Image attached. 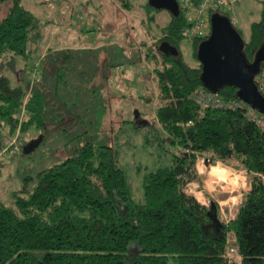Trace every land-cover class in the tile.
<instances>
[{"label":"trees","instance_id":"1","mask_svg":"<svg viewBox=\"0 0 264 264\" xmlns=\"http://www.w3.org/2000/svg\"><path fill=\"white\" fill-rule=\"evenodd\" d=\"M5 1H0V13ZM21 1L12 0L0 18V128L7 127L10 136L23 109L22 133L43 126L46 95L40 89L24 92L15 76L3 73L6 64L17 58L25 64L38 59L34 79H49L57 72L47 75L37 50L42 21ZM123 7L129 11L132 5ZM141 7L143 35L148 34L152 42L140 34L135 46L139 58L150 63L156 81V120L166 134L162 144L172 149L163 150L168 163L144 174L142 199L137 201L117 151L88 142L77 146L73 156L26 177L22 191L13 196V208L0 202V264H226L230 234L236 238L243 264H264V133L244 110L200 111L190 96L202 86L196 50L208 36L190 40L196 64L191 66L180 51L189 26L183 12L169 13V20L158 26L153 13L159 10L148 1ZM215 12L230 19V12ZM162 42L175 47L178 56L160 53ZM263 42L264 0L260 18L251 24L244 42L249 62ZM218 94L224 101H236L233 87ZM199 158L206 166L219 160L250 179L235 218L227 223L221 220L216 201L200 205L182 190L191 181L199 183Z\"/></svg>","mask_w":264,"mask_h":264},{"label":"rangeland","instance_id":"2","mask_svg":"<svg viewBox=\"0 0 264 264\" xmlns=\"http://www.w3.org/2000/svg\"><path fill=\"white\" fill-rule=\"evenodd\" d=\"M11 1L4 2L3 11ZM147 1H21L42 21L37 50L47 75L51 70L57 72L49 79H34L38 59L25 64L17 58L6 64L3 73L15 76L24 92L43 91L46 105L42 127L31 126L22 133L18 124L14 132L20 140L17 151H4L3 142L10 134L7 127L0 128V202L5 207H14L13 196L22 191L26 177L73 156L75 148L85 142L118 152L119 166L125 170L137 201L142 199L144 174L168 163L169 156L164 151L172 149L162 144L166 134L156 120V81L150 63L139 58L137 48L140 34L152 42L148 34L143 35L146 31L141 25L145 19L141 5ZM228 1H232L230 19L237 23L243 41H248L251 24L260 18L263 0ZM125 3L132 5L131 10H125ZM153 14L158 26L170 18L166 11ZM180 51L187 64L196 65L192 41L183 40ZM24 75L31 79H23ZM8 80L13 84L12 77ZM201 162L206 170L210 169L202 158L197 160V166ZM242 172L246 180L238 190H222L227 186L214 184L216 191L211 199L231 216L237 213L242 193L250 187L249 177ZM202 177L208 179L207 171ZM234 196H239L238 203L231 202ZM131 249L136 250L134 246Z\"/></svg>","mask_w":264,"mask_h":264},{"label":"water","instance_id":"3","mask_svg":"<svg viewBox=\"0 0 264 264\" xmlns=\"http://www.w3.org/2000/svg\"><path fill=\"white\" fill-rule=\"evenodd\" d=\"M159 11L179 13L176 0H148ZM158 50L165 56H178L175 47L162 42ZM196 59L200 65V82L211 93L225 87L236 89V99L264 116V97L254 83V77L264 66V42L249 62L244 53V41L230 19L219 12L210 16V34L197 46Z\"/></svg>","mask_w":264,"mask_h":264},{"label":"built area","instance_id":"4","mask_svg":"<svg viewBox=\"0 0 264 264\" xmlns=\"http://www.w3.org/2000/svg\"><path fill=\"white\" fill-rule=\"evenodd\" d=\"M179 9L188 19L189 26L184 30L186 40H191L194 37H206L210 34V15L211 12L222 10L224 12H231L232 1L228 0H202L195 4L191 0H176ZM236 25L235 21H232ZM254 83L259 93L264 97V66L260 72L254 77ZM190 99L199 106L200 111L207 108H226V109H241L245 111V116L255 123L264 133V116L257 111L250 108L244 102L224 101L219 94H214L206 90L203 86L197 88L190 96ZM18 124L26 121V114L24 109L18 115ZM22 122V123H21ZM18 135L15 133L6 138L3 145L6 146L4 151L12 149L17 151L19 143ZM203 162V161H202ZM241 255L238 252L236 245V238L234 235H229L227 238V247L224 254L226 264H243L242 260L238 258Z\"/></svg>","mask_w":264,"mask_h":264},{"label":"clouds","instance_id":"5","mask_svg":"<svg viewBox=\"0 0 264 264\" xmlns=\"http://www.w3.org/2000/svg\"><path fill=\"white\" fill-rule=\"evenodd\" d=\"M207 171V174L211 178H215L214 183H206L204 190H198L200 189V184L196 181H191L188 186L184 189H182L187 196H193L196 199V202L200 205L207 206L208 199L205 196V190L211 194L216 191V187L214 184L219 183L222 185H226V188H223L222 190H229V191H235L238 190L239 187L244 185V181L246 180V177L242 173H237L235 171H232L225 167L223 163L219 160L216 161L215 165L210 166V170H206L205 167L201 165H198L196 168V172L198 176L205 175ZM179 178V177H178ZM187 179V177H185ZM231 202L233 204L239 202V196L231 197ZM239 260H242L243 257H239Z\"/></svg>","mask_w":264,"mask_h":264},{"label":"crops","instance_id":"6","mask_svg":"<svg viewBox=\"0 0 264 264\" xmlns=\"http://www.w3.org/2000/svg\"><path fill=\"white\" fill-rule=\"evenodd\" d=\"M237 24V23H236ZM236 27H237V25H235ZM56 48V47H55ZM55 48H53V49H55ZM52 49V48H51ZM203 159V158H202ZM210 170V169H209ZM237 173H243L242 171H240V172H237ZM209 176V175H208ZM199 179H200V181H199V184H200V186L203 188V190L205 189V184L206 183H209L208 181L210 180V181H212L213 183H214V181H215V178H211L210 176L208 177V179H205V178H203L202 176H199ZM198 190H200V189H198ZM205 194L207 195V199H208V203H209V199H211V198H213V196H212V193L211 194H209L206 190H205ZM207 206H208V204H207ZM220 211H221V214H220V217H221V220L223 221V222H225V223H227V222H229V221H231V220H233L234 218H235V216H236V214L234 215V216H231V214H226V211L225 210H223L222 208H220ZM237 211H238V209H237ZM230 235H234V234H230Z\"/></svg>","mask_w":264,"mask_h":264}]
</instances>
